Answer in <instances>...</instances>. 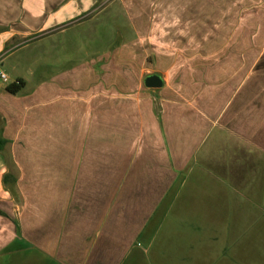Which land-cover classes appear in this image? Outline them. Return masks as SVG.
I'll return each mask as SVG.
<instances>
[{"label": "crops", "instance_id": "0c3cea01", "mask_svg": "<svg viewBox=\"0 0 264 264\" xmlns=\"http://www.w3.org/2000/svg\"><path fill=\"white\" fill-rule=\"evenodd\" d=\"M250 8L264 0H0V264L229 263L216 217L247 216L264 184V48L231 29L264 23ZM18 79L31 90L8 93Z\"/></svg>", "mask_w": 264, "mask_h": 264}, {"label": "rangeland", "instance_id": "374dc122", "mask_svg": "<svg viewBox=\"0 0 264 264\" xmlns=\"http://www.w3.org/2000/svg\"><path fill=\"white\" fill-rule=\"evenodd\" d=\"M256 1V0H255ZM254 2V0H250V3ZM257 12H262V13H257ZM263 15L264 16V8L262 9H258V8H250V15ZM118 24L119 26H121V36L119 37L118 35H114V40L111 41L112 44H118L119 42H123V36H125L124 34V30L127 29L126 26L128 24V21L125 17H123V15H118L117 17H115V21L114 20H110L107 21V23L105 24V30L103 31L104 34L106 36H110L112 34V30H111V26L113 24ZM226 25H218V31H223ZM188 27V25H186V28ZM231 29L233 31H248L249 32V40L248 42V47L249 49H256V48H260V50H262V48H264V41L262 40H257L255 38V36L253 33H260L264 35V23H248V24H239V25H231ZM126 31V30H125ZM127 33V31H126ZM128 37H130V35L128 34ZM120 38V39H119ZM125 38V37H124ZM235 39V38H234ZM192 40H183L180 41L179 45H173L174 43H172V45L170 44V48L172 49H176V48H183V49H192ZM222 42L224 43L225 41H222L220 39H218V47L222 44ZM233 42L236 43H244V41L242 40H233ZM222 46V45H221ZM264 57V56H263ZM256 57H252L250 56V65L252 63L255 62ZM260 62V60H259ZM258 64H264V61L260 62ZM62 68V66H58V69ZM264 71V70H263ZM152 72L149 71H144L142 73V75H139V84L142 88V92L147 93V91L149 92L150 95H154L155 99L153 101V103L158 101V97H160L161 94L160 93V88H145L143 86L142 80L141 78L151 74ZM253 75V74H252ZM264 75V72H263ZM251 77V76H250ZM169 78V75H168ZM252 79V78H251ZM169 80V79H168ZM264 81V80H263ZM171 86L169 87V91L171 92ZM31 89H27V88H23L22 92L23 93H27L29 92ZM263 91H264V85H263ZM132 92L131 91H127L126 93ZM171 94H175L172 93ZM164 95V94H162ZM264 106V104H263ZM154 107L156 108L154 111L155 113H160V107L156 104H154ZM259 113L262 112L260 111V109L258 110ZM264 112V111H263ZM16 123V121H15ZM14 125V124H13ZM15 126V125H14ZM16 139H14V141H8V142H16ZM16 144V143H15ZM10 146V145H7ZM18 145H14V147H16ZM22 146V145H21ZM12 151V152H11ZM9 150L6 152V156H7V160L10 159H17L18 157H16V151L14 150ZM250 155H254L253 152L250 153ZM255 157V155H254ZM255 158H258V156H256ZM260 163L261 166L264 163V158L262 160V158H260ZM264 167V166H263ZM17 169L13 168L11 169V172H16ZM261 171L264 172V168H258L256 169L255 173L259 172L261 173ZM15 175V174H14ZM258 180L262 179L261 174L257 175ZM261 189L264 190V184H262V188L260 183L257 184V186L255 187L254 184H250L248 185V194L250 199L248 201V214L247 216H242L243 214H239L236 215L235 212L237 213H241L243 209H245V206H240V205H234L233 207V214L235 215H228V216H224V217H216V221L218 223H222L224 220L227 221V225L229 227V232H225L223 229L221 230V232H217L218 238L217 240H219V236L220 239H227L228 237V241L230 244V247H228V252H227V257H229V263L227 264H264V192H261ZM14 190V188H13ZM20 200L18 198V194L17 192L14 190L13 191V195H12V201H10V205L7 207L9 209L11 208H15L17 206V203H19ZM244 204V203H243ZM3 207H6L3 205ZM222 250V248L220 246H218L217 248V254H219V252ZM202 253H204V250H202ZM226 262H220L218 264H225Z\"/></svg>", "mask_w": 264, "mask_h": 264}, {"label": "water", "instance_id": "95a60500", "mask_svg": "<svg viewBox=\"0 0 264 264\" xmlns=\"http://www.w3.org/2000/svg\"><path fill=\"white\" fill-rule=\"evenodd\" d=\"M143 84L146 88H161L163 85L162 78L157 74H150L144 77Z\"/></svg>", "mask_w": 264, "mask_h": 264}, {"label": "trees", "instance_id": "16d2710c", "mask_svg": "<svg viewBox=\"0 0 264 264\" xmlns=\"http://www.w3.org/2000/svg\"><path fill=\"white\" fill-rule=\"evenodd\" d=\"M24 86V82L23 80L21 79H18L10 84H8L6 87H5V90L10 93V94H16L18 93ZM4 142V141H3ZM8 182V178L7 177H4V184L8 185L7 184ZM11 191V190H10Z\"/></svg>", "mask_w": 264, "mask_h": 264}, {"label": "built area", "instance_id": "2783aa9c", "mask_svg": "<svg viewBox=\"0 0 264 264\" xmlns=\"http://www.w3.org/2000/svg\"><path fill=\"white\" fill-rule=\"evenodd\" d=\"M0 79H1L2 81H6V76H5V74H4L3 72H1V71H0Z\"/></svg>", "mask_w": 264, "mask_h": 264}]
</instances>
